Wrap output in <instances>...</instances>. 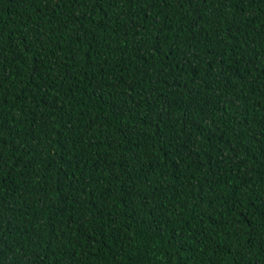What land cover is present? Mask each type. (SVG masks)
Returning <instances> with one entry per match:
<instances>
[{
	"label": "trees",
	"instance_id": "obj_1",
	"mask_svg": "<svg viewBox=\"0 0 264 264\" xmlns=\"http://www.w3.org/2000/svg\"><path fill=\"white\" fill-rule=\"evenodd\" d=\"M0 264H264V0H0Z\"/></svg>",
	"mask_w": 264,
	"mask_h": 264
},
{
	"label": "snow or ice",
	"instance_id": "obj_2",
	"mask_svg": "<svg viewBox=\"0 0 264 264\" xmlns=\"http://www.w3.org/2000/svg\"><path fill=\"white\" fill-rule=\"evenodd\" d=\"M106 2V0H97V3L100 5H103ZM107 2L110 3V0H107ZM241 4L245 3V0H239ZM247 2L250 4L253 2V0H247Z\"/></svg>",
	"mask_w": 264,
	"mask_h": 264
}]
</instances>
